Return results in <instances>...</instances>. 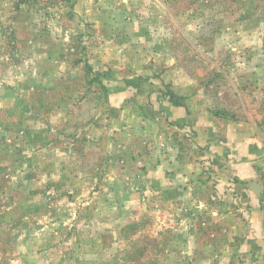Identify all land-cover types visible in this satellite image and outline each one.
<instances>
[{
	"label": "rangeland",
	"instance_id": "rangeland-1",
	"mask_svg": "<svg viewBox=\"0 0 264 264\" xmlns=\"http://www.w3.org/2000/svg\"><path fill=\"white\" fill-rule=\"evenodd\" d=\"M0 264H264V0H0Z\"/></svg>",
	"mask_w": 264,
	"mask_h": 264
},
{
	"label": "water",
	"instance_id": "water-1",
	"mask_svg": "<svg viewBox=\"0 0 264 264\" xmlns=\"http://www.w3.org/2000/svg\"><path fill=\"white\" fill-rule=\"evenodd\" d=\"M254 188L258 189L259 190V186H257V184H254Z\"/></svg>",
	"mask_w": 264,
	"mask_h": 264
}]
</instances>
